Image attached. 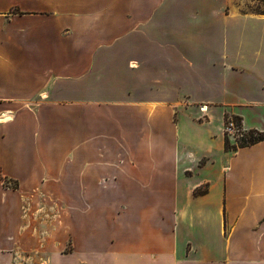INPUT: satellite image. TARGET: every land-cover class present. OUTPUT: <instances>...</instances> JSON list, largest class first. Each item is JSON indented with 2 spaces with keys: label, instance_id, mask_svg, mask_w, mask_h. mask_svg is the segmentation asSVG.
<instances>
[{
  "label": "crops",
  "instance_id": "crops-1",
  "mask_svg": "<svg viewBox=\"0 0 264 264\" xmlns=\"http://www.w3.org/2000/svg\"><path fill=\"white\" fill-rule=\"evenodd\" d=\"M227 113L264 131L244 3L0 0V264H264V139L226 151Z\"/></svg>",
  "mask_w": 264,
  "mask_h": 264
},
{
  "label": "rangeland",
  "instance_id": "rangeland-1",
  "mask_svg": "<svg viewBox=\"0 0 264 264\" xmlns=\"http://www.w3.org/2000/svg\"><path fill=\"white\" fill-rule=\"evenodd\" d=\"M236 2L244 3L246 5V9L248 11H251V12L261 13V10H264V0H236ZM204 108H205V110H207V107H204ZM198 110L200 111V106L198 107ZM229 120H233L234 125H236L237 123L241 124L240 121L236 120L232 115H230L228 113L225 114L224 120H223L224 137L227 135L229 140L232 143H239L240 142L239 139L242 136L241 134L243 133L245 135H248L249 133H247V131H245V130L242 131V130H238V129L228 131L226 129V127L228 126ZM240 128L242 129L241 126H240ZM17 259H18L17 264H38V261L42 263L43 260H46V256L45 255H42V256L36 255V256H34V258H27L25 255L19 254Z\"/></svg>",
  "mask_w": 264,
  "mask_h": 264
},
{
  "label": "trees",
  "instance_id": "trees-1",
  "mask_svg": "<svg viewBox=\"0 0 264 264\" xmlns=\"http://www.w3.org/2000/svg\"><path fill=\"white\" fill-rule=\"evenodd\" d=\"M257 10V9H256ZM261 13H264V10H261ZM236 120L240 121L241 118L238 116H233ZM248 135L243 134L241 138L239 139V143H232L228 136L226 135L224 138V148L226 151H235L237 147H242L246 145H250L252 143H255L257 141L264 139V131H258L255 129L246 130ZM15 187V186H14Z\"/></svg>",
  "mask_w": 264,
  "mask_h": 264
},
{
  "label": "built area",
  "instance_id": "built-area-1",
  "mask_svg": "<svg viewBox=\"0 0 264 264\" xmlns=\"http://www.w3.org/2000/svg\"><path fill=\"white\" fill-rule=\"evenodd\" d=\"M203 107H207V106H205V105H202V106H200V111H201V113H205L207 110H202V108ZM202 117H205L204 115H202ZM240 126L242 127V125L241 124H236V125H234V123H233V120H229L228 121V126L226 127V129L228 130V131H232V130H242V131H244V129L242 128H240ZM241 135H243V133L241 134Z\"/></svg>",
  "mask_w": 264,
  "mask_h": 264
},
{
  "label": "bare ground",
  "instance_id": "bare-ground-1",
  "mask_svg": "<svg viewBox=\"0 0 264 264\" xmlns=\"http://www.w3.org/2000/svg\"><path fill=\"white\" fill-rule=\"evenodd\" d=\"M202 109H203V110H205V108H204V107H203ZM1 118H2V117H1Z\"/></svg>",
  "mask_w": 264,
  "mask_h": 264
}]
</instances>
